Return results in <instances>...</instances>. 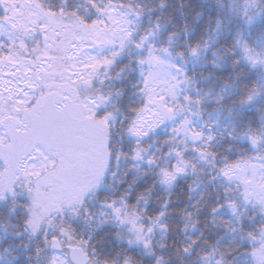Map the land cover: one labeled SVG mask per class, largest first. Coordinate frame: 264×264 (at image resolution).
I'll use <instances>...</instances> for the list:
<instances>
[{"label": "snow or ice", "instance_id": "6c2138e0", "mask_svg": "<svg viewBox=\"0 0 264 264\" xmlns=\"http://www.w3.org/2000/svg\"><path fill=\"white\" fill-rule=\"evenodd\" d=\"M0 264H264V0H0Z\"/></svg>", "mask_w": 264, "mask_h": 264}]
</instances>
